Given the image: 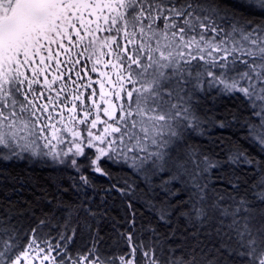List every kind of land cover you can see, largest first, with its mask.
I'll list each match as a JSON object with an SVG mask.
<instances>
[{
	"label": "snow or ice",
	"instance_id": "6c2138e0",
	"mask_svg": "<svg viewBox=\"0 0 264 264\" xmlns=\"http://www.w3.org/2000/svg\"><path fill=\"white\" fill-rule=\"evenodd\" d=\"M0 264H264V0H0Z\"/></svg>",
	"mask_w": 264,
	"mask_h": 264
},
{
	"label": "trees",
	"instance_id": "16d2710c",
	"mask_svg": "<svg viewBox=\"0 0 264 264\" xmlns=\"http://www.w3.org/2000/svg\"><path fill=\"white\" fill-rule=\"evenodd\" d=\"M40 171H41V170L38 168V169H37V172H40Z\"/></svg>",
	"mask_w": 264,
	"mask_h": 264
}]
</instances>
